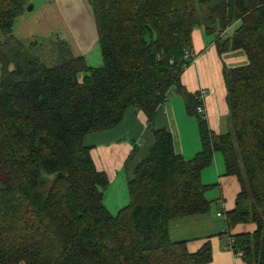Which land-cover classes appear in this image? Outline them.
I'll return each mask as SVG.
<instances>
[{
    "label": "trees",
    "instance_id": "trees-1",
    "mask_svg": "<svg viewBox=\"0 0 264 264\" xmlns=\"http://www.w3.org/2000/svg\"><path fill=\"white\" fill-rule=\"evenodd\" d=\"M88 2L99 66L59 37L50 41L56 58L47 63L37 41L14 34L29 0H0V264L210 262L209 238L192 251L188 240L171 237L170 224L210 210L211 185L201 174L216 151L225 175L241 183L236 207L225 212V248L247 264H264V0ZM196 27L214 35L220 53L243 50L248 58L224 68L227 132L211 128L198 111L203 94L182 82L197 55ZM173 87L198 122L202 146L188 159L170 130L151 125ZM132 106L145 112L154 142L128 180V203L113 214L103 201L109 176L85 136L113 128ZM246 222L253 231L232 232Z\"/></svg>",
    "mask_w": 264,
    "mask_h": 264
},
{
    "label": "crops",
    "instance_id": "crops-1",
    "mask_svg": "<svg viewBox=\"0 0 264 264\" xmlns=\"http://www.w3.org/2000/svg\"><path fill=\"white\" fill-rule=\"evenodd\" d=\"M32 2L33 9H26L16 19L14 34L27 43L36 40L39 43L44 40L50 42L57 37L65 39L75 54L84 55L89 60L99 43L93 9L88 0H29V3ZM199 29L201 31L196 34V46L197 49L201 48L198 56L185 68L182 82L188 90H200L203 94L205 113L211 128L217 133L227 132L230 129V117L224 68L246 64L248 58L243 50L220 53L215 45L214 35H208L203 27ZM194 51L197 52L195 47ZM192 118L196 117L187 113L183 96L173 87L168 98L158 107L151 125L170 130L177 151L190 157L202 146L194 137L183 141L185 132L191 126L196 127ZM148 124L145 112L132 106L128 108L124 119L113 128L85 136V143L92 146L91 154L97 168L104 170L110 179V184L104 191V204L108 188L112 186V189L117 184L118 176L124 174L120 179L125 185L123 190L116 193L115 197L112 194L109 197L108 206L112 212L105 204L113 214L128 203V180L133 175L137 162L148 154L154 142L153 132ZM135 148H138V152H133ZM132 152L134 155L129 159ZM201 179L204 184L211 185L205 191V196L213 201L210 210L171 221V237L175 240H188L192 251H196L209 238L212 243V259L206 264H247L241 254L225 248L229 244L228 235H220L226 228L225 212L236 207L237 196L241 191L239 179L233 175H225V162L221 152L216 151L213 163L203 169ZM208 192L213 193L207 195ZM254 227L252 222L238 223L232 232L253 231Z\"/></svg>",
    "mask_w": 264,
    "mask_h": 264
},
{
    "label": "rangeland",
    "instance_id": "rangeland-1",
    "mask_svg": "<svg viewBox=\"0 0 264 264\" xmlns=\"http://www.w3.org/2000/svg\"><path fill=\"white\" fill-rule=\"evenodd\" d=\"M33 3V2H32ZM235 25H237V24H235ZM235 25H233V26H231V27H229L228 28V33L226 34V36H228V35H232L233 34V32H234V30H235V28L239 25H237V26H235ZM199 31H201L200 29H199V27H196L195 28V30H194V34H193V39H194V47L196 48V56H198V51L200 50V48L199 49H197V46H196V44H197V39L198 38H196V34H199ZM37 41V43L38 44H40L39 46H38V49H37V53H40L42 56H43V58H45L44 60L47 62V63H53L54 62V60H55V58H56V56H55V54H54V52L52 51V48H51V44H50V42L49 41H47V40H44L43 42H41V43H39V41L38 40H36ZM53 52V53H52ZM87 61H88V63L90 64V65H92V66H99V65H101L102 64V58H101V50H100V46L98 47V49L97 48H95L94 49V51H93V53L91 54V57H90V59L88 60L87 59ZM80 78H82L83 77V73H80ZM0 77H1V68H0ZM173 94V93H172ZM192 120L194 121V123H195V125H196V127H198L197 125H198V122H197V118H192ZM188 127H189V125H188ZM195 126H191L190 127V130H188V131H186L185 132V134L183 135V141L184 142H186V141H188V140H191V138H195L196 140L198 139V141H199V143L201 144V142H200V139H199V137H200V134H199V130L196 128ZM193 152V151H192ZM197 151H194L193 153H192V155L190 156V157H186L184 154V157L185 158H191L192 156H194V154L196 153ZM220 152V151H219ZM191 154V153H190ZM120 173H122V172H120ZM123 175L124 174H120L119 176H118V179H117V184L115 183L114 184V186H113V188L111 189V187L112 186H110L109 188H108V191H107V194H106V197H105V204H106V206L109 208V206H108V204H109V197L111 196V194H112V197H115L116 196V193H120L121 192V190H123V186H125L124 184H123V182H121L120 181V179H122L123 178ZM125 188V187H124ZM212 193L213 192H208L207 193V195H212ZM215 206V205H214ZM110 209V208H109ZM110 211H111V209H110ZM112 212V211H111ZM116 214V213H115ZM224 238H226V236H224Z\"/></svg>",
    "mask_w": 264,
    "mask_h": 264
},
{
    "label": "built area",
    "instance_id": "built-area-1",
    "mask_svg": "<svg viewBox=\"0 0 264 264\" xmlns=\"http://www.w3.org/2000/svg\"><path fill=\"white\" fill-rule=\"evenodd\" d=\"M47 1H51V0H47ZM189 55H190V52L188 51V52L186 53V57L189 56ZM198 111H199L200 113H205V107H204V105H203V106H199V107H198ZM218 214L221 215V212H219ZM232 250H233V249H232Z\"/></svg>",
    "mask_w": 264,
    "mask_h": 264
},
{
    "label": "water",
    "instance_id": "water-1",
    "mask_svg": "<svg viewBox=\"0 0 264 264\" xmlns=\"http://www.w3.org/2000/svg\"><path fill=\"white\" fill-rule=\"evenodd\" d=\"M33 3H30L28 6H27V10L28 11H30V10H32L33 9ZM0 40H1V38H0Z\"/></svg>",
    "mask_w": 264,
    "mask_h": 264
}]
</instances>
